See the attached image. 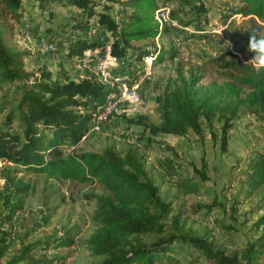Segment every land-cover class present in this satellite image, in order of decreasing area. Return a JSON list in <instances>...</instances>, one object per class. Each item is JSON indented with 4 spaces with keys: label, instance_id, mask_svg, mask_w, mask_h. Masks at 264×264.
Segmentation results:
<instances>
[{
    "label": "trees",
    "instance_id": "obj_1",
    "mask_svg": "<svg viewBox=\"0 0 264 264\" xmlns=\"http://www.w3.org/2000/svg\"><path fill=\"white\" fill-rule=\"evenodd\" d=\"M35 1L41 16L48 13L49 19L57 5L75 6L78 12L72 15V21L62 25L70 29V35L53 41L56 52L61 54L58 69L53 72L45 65L28 67L27 59L35 52L20 46L25 34L37 35L42 25L40 22L31 26L27 0H0V91L12 86L19 91L16 101L0 103V160L14 165L0 168V179L5 181L0 198L8 210L7 220L12 221L25 207L31 189L30 182L19 176L23 171L78 183L95 181L110 192L86 196L95 202L91 221L96 228L84 241V248L93 255L105 256L96 264H174L176 241L189 243L209 264H264V213L255 222L260 231L255 240L240 248L229 247L215 240L210 232L201 235L185 229L181 204L174 213L173 200L163 196L155 171L144 166L137 150H119L111 144L101 151H68L92 129L106 90L94 72L77 79L70 66L73 59H83L86 49L101 44L88 38L91 19L97 16L96 28L110 33L115 55L135 52L139 59L154 55V51L133 43L154 40L164 32L166 28L161 31L155 19V10L161 1L171 0ZM180 1L188 9L183 7L179 12L195 13V19L211 14L207 5L211 0ZM115 2L127 7L121 14L122 23L110 11ZM235 14L264 19V0H238L237 5L223 10L224 17ZM46 32L57 37L53 28ZM176 54L175 47L162 48L154 57L155 65ZM216 63L221 82L212 80L205 84L197 71L186 74L179 68L176 77L167 80L156 98L159 122L144 121L143 116L136 121L152 134L186 136L190 131L201 135L202 121L213 130L215 120H220L225 151L229 131L243 109L264 121V70L246 65V61L231 53L222 54ZM206 165L204 160L203 167ZM157 166L162 173L174 177L186 194L200 191L193 177H178L179 161L175 158H161ZM193 168L203 179L206 177L203 169ZM245 187L249 197L258 198L257 210H264V152H257L252 159ZM196 206L195 211L205 207ZM49 221L46 214L43 223ZM75 230V226L65 228L61 236L23 243L19 252L8 257L13 231L0 228V264H62L65 256H51L49 251L76 244Z\"/></svg>",
    "mask_w": 264,
    "mask_h": 264
},
{
    "label": "rangeland",
    "instance_id": "obj_2",
    "mask_svg": "<svg viewBox=\"0 0 264 264\" xmlns=\"http://www.w3.org/2000/svg\"><path fill=\"white\" fill-rule=\"evenodd\" d=\"M102 2L105 3V0ZM237 3L238 0L208 1L211 14L206 18L202 16L195 19V13L188 15L185 11L179 12L183 7L188 9L180 0L161 1L159 6H169L174 21L173 24L165 26L166 29L160 35V43L165 49L177 48V54L156 64L151 81L141 89L142 104L127 108L129 112L114 118L101 130L89 131L68 151H101L111 144H115L119 150H137L144 166L155 171L163 196L173 200L176 208L174 213L178 212L181 204L184 211L182 222L186 230L201 235L210 232V236L218 242L240 248L260 235L255 222L264 210H257L258 198L255 195H247L245 181L251 171L252 159L257 152H264V121L256 119L254 114L243 109L229 131V143L225 151L221 145L220 120H215L213 130L202 121L204 130L201 135L190 131L186 136L152 134L136 121L143 116L144 121L159 122L156 98L164 90L167 80L176 77L179 68L186 74L191 70L197 71L202 75L201 82L207 84L212 80L222 81L220 67L216 63V58L222 54L231 53L243 61L251 59V53L248 51V31H264V19L241 14L224 17V8L235 6ZM117 4L118 2H115L110 10L112 13ZM26 7L28 19L33 24L31 26L40 22L42 24L37 35L27 33L20 42V46L35 52L27 59V65L30 68L45 65L56 72L61 54L48 50L47 46L54 40L58 42L70 35V29H64L65 26L62 25L72 21V15L78 12V8L57 5L53 8V17L49 19L48 13H45L44 17L41 16V10L35 0H27ZM192 16L194 20L189 21ZM97 18L95 16L91 19L87 35L90 40L102 44L104 39L111 40V35L99 27L96 28L94 22ZM47 28L56 30L57 37L47 34ZM133 44L150 51L156 46L155 39ZM133 54L135 55V52ZM70 66L73 68V76L77 79L93 72L78 59H73ZM18 96L16 87H6L0 91V103L16 101ZM1 118L2 114L0 120ZM165 157L179 161L178 177H193L200 185L198 193L186 194L174 177L161 172L157 166L158 160ZM204 160L207 165L203 167ZM4 167L14 165L0 160V168ZM193 167L203 169L206 177L203 179ZM19 176L30 182L31 189L25 207L16 213L10 222L6 215L8 210L0 198V228L13 231L8 257L19 252L23 243L61 236L65 228L72 229L75 226L77 243L70 247L52 249L49 255L65 256L62 264L101 262L105 256L93 255L84 248V241L96 228L91 221L95 202L86 196L93 192L110 194L106 187L95 181L78 183L57 180L45 174L27 171L21 172ZM4 182V179H0V191ZM196 204L205 207L195 211ZM46 214L50 219L47 224L43 223ZM35 253L39 254V251ZM173 256L177 260L174 264H209L204 257L199 256L193 246L183 241H176Z\"/></svg>",
    "mask_w": 264,
    "mask_h": 264
},
{
    "label": "built area",
    "instance_id": "obj_3",
    "mask_svg": "<svg viewBox=\"0 0 264 264\" xmlns=\"http://www.w3.org/2000/svg\"><path fill=\"white\" fill-rule=\"evenodd\" d=\"M126 10L127 7L118 2L112 14L118 22L122 23L121 14ZM155 19L161 31L167 24H173L170 7L159 6L155 10ZM160 35L155 38L154 55L138 59L131 52H127L125 55L118 56L113 53L111 40L104 39L102 44L86 49L83 59L77 58L93 70L98 81L106 88L104 101L94 116V125L90 131L101 130L114 118L129 112L127 108L142 104L141 89L151 81L156 66L154 57L162 49ZM47 49L56 52V43L52 42Z\"/></svg>",
    "mask_w": 264,
    "mask_h": 264
},
{
    "label": "clouds",
    "instance_id": "obj_4",
    "mask_svg": "<svg viewBox=\"0 0 264 264\" xmlns=\"http://www.w3.org/2000/svg\"><path fill=\"white\" fill-rule=\"evenodd\" d=\"M248 51L251 53V59L246 61V65H251L257 70H264V31L251 29Z\"/></svg>",
    "mask_w": 264,
    "mask_h": 264
}]
</instances>
